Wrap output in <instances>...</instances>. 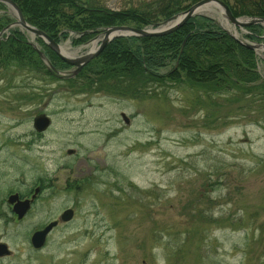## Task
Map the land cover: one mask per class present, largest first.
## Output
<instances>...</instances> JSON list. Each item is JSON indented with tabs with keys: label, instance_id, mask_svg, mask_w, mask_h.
Here are the masks:
<instances>
[{
	"label": "rangeland",
	"instance_id": "374dc122",
	"mask_svg": "<svg viewBox=\"0 0 264 264\" xmlns=\"http://www.w3.org/2000/svg\"><path fill=\"white\" fill-rule=\"evenodd\" d=\"M99 1L120 11L154 0ZM1 4V22L10 21L1 41L18 31L47 59L56 55L19 26L6 31L17 14ZM222 11L206 16L243 43L262 44ZM116 27L153 30L116 25L78 44L82 36L74 33L60 43L50 38L78 58ZM255 51L264 81V49ZM51 60L61 79L79 76ZM146 93L136 100L78 94L27 69L0 68V243L12 253L0 264H264V101L229 105L187 86ZM41 114L52 120L44 134L33 128ZM36 189L33 207L18 220L10 196L30 199ZM67 209L73 221L35 250L34 233Z\"/></svg>",
	"mask_w": 264,
	"mask_h": 264
},
{
	"label": "trees",
	"instance_id": "16d2710c",
	"mask_svg": "<svg viewBox=\"0 0 264 264\" xmlns=\"http://www.w3.org/2000/svg\"><path fill=\"white\" fill-rule=\"evenodd\" d=\"M26 21L57 43L62 36H82L86 42L109 27L133 24L138 28H157L203 0H154L111 11L99 0H12ZM236 18H263L264 0H221ZM0 9L5 6L0 3ZM0 19V30L8 26ZM10 24V23H9ZM247 38L261 42L264 27L250 26ZM186 40V43H184ZM44 46V45H43ZM50 52V51H49ZM61 69L70 66L50 52ZM46 57L48 54H45ZM57 69V64H52ZM0 68L6 72L30 73L63 82L78 94L104 93L121 99L144 98L154 87L187 86L203 91L210 99L225 98L229 105L250 99L264 101V81L257 73L256 53L236 43L213 20L196 16L178 32L164 37L120 38L109 44L78 77L61 79L45 67L32 44L18 31L0 44ZM76 191L75 189H72ZM200 216L204 213L199 212Z\"/></svg>",
	"mask_w": 264,
	"mask_h": 264
},
{
	"label": "water",
	"instance_id": "95a60500",
	"mask_svg": "<svg viewBox=\"0 0 264 264\" xmlns=\"http://www.w3.org/2000/svg\"><path fill=\"white\" fill-rule=\"evenodd\" d=\"M0 3H4L8 5L16 14H17V21L12 26H9L6 31L10 30V28L14 27H21L22 29L26 30L28 33L33 34L35 36L40 37L41 39L45 40L47 42V45L51 48L53 52L56 53L58 57L67 65L75 68V70L72 72V76H76L80 74V72L83 70L85 66H87L92 60L97 58L104 49L115 39L118 38H130V37H137V38H153V37H164L168 36L172 33H174L179 28H182L192 17L199 15L200 11L206 7V6H214V7H221L226 12L228 19L237 27H245L249 26L251 24H260L264 23V20H252L249 22H241L240 20L234 18L229 10V8L220 0H203L199 2L198 4L192 6L190 9H188L186 12H184L182 15L176 17L173 20L167 21L165 24L159 26L156 29L153 30H141L131 27H116L108 29L103 39L101 40L100 46L93 50L92 52L78 58H69L64 56L61 53V46L54 42L48 35H46L44 32L30 26L20 8L15 4L12 0H0ZM175 22V23H174ZM2 36V33L0 34V37ZM249 48H253L248 46ZM37 49V47H36ZM38 53L41 57V59L46 62L51 68L52 65L49 63V61L46 59L44 54L38 50ZM52 125V120L44 115L41 114L37 116L34 119L33 127L34 130L37 133H44L46 132ZM40 193V189H36L34 195L31 197V199L27 200H21L19 195H12L10 196L8 203L13 206V213L18 217V220H22L28 212L32 208V204L36 200L38 194ZM74 211L71 209L66 210L61 218L60 221L62 223H69L74 218ZM59 222H52L48 226H46L43 230L37 231L34 233V235L31 238V245L35 250H41L45 247L47 238L49 234L58 226ZM11 251L9 250L8 246L6 244L0 243V258L4 257H10Z\"/></svg>",
	"mask_w": 264,
	"mask_h": 264
},
{
	"label": "bare ground",
	"instance_id": "6f19581e",
	"mask_svg": "<svg viewBox=\"0 0 264 264\" xmlns=\"http://www.w3.org/2000/svg\"><path fill=\"white\" fill-rule=\"evenodd\" d=\"M222 2V1H221ZM224 3V2H223ZM198 4V3H197ZM225 4V3H224ZM196 5V4H195ZM228 8H229V6L227 5V4H225ZM214 10L216 11V10H218L220 13L221 12H223L222 10H224L223 8H221V7H214V6H211V5H209V6H206V7H204L199 13V15H201V16H204V17H207L206 15H211V14H213V12H214ZM229 10H230V12H231V14H232V16L234 17V18H236L234 15H233V13H232V11H231V9L229 8ZM23 14V13H22ZM183 14V13H182ZM182 14H180V15H182ZM205 14V15H204ZM180 15H178V16H180ZM24 16V15H23ZM196 16H198V15H196ZM196 16H194V17H196ZM177 17V16H176ZM176 17H173V18H171L170 20H173V19H175ZM194 17H192V18H194ZM25 18V17H24ZM191 18V19H192ZM236 19H240V18H236ZM249 19V21H252V20H256V19H258V20H264L263 18H255V19H253V18H248ZM175 23V22H174ZM262 26V27H264V23H260V24H251V25H249V26H245V27H243V28H245V30L247 31V28L248 27H250V26ZM235 27H237V26H235ZM241 28V27H240ZM181 28H179L178 30H176L174 33H176V32H178L179 30H180ZM223 29V28H222ZM224 31H226L230 36H231V38L236 42V43H238L239 45H241V46H243V47H246V48H248V49H250V50H253V51H255V50H257V49H264V32L262 33L263 35H262V37H261V39H262V41L261 42H255V43H262V44H256V45H250V44H246V43H243L240 39H239V34L237 33V31L235 30V32L234 31H232V30H229V29H223ZM247 33H248V31H247ZM46 34V33H45ZM47 35V34H46ZM50 37V36H49ZM131 38V37H130ZM118 39H120V38H118ZM115 40H117V39H115ZM114 40V41H115ZM250 40V39H249ZM251 41V40H250ZM251 42H254V41H251ZM184 43H186V40H185V42ZM248 46H250V47H253V48H249ZM61 52H62V54L64 55V56H69V49H67V48H65V47H62L61 48ZM255 53H256V51H255ZM85 68V67H84ZM72 74V72L70 71V74L69 75H71ZM79 75V74H78ZM71 77H72V75H71ZM70 77V78H71Z\"/></svg>",
	"mask_w": 264,
	"mask_h": 264
}]
</instances>
